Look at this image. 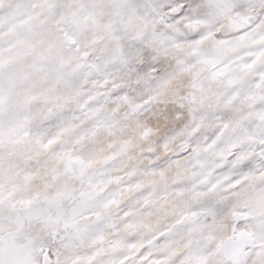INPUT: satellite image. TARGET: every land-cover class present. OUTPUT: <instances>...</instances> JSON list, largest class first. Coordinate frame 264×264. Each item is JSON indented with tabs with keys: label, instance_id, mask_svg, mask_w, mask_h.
<instances>
[{
	"label": "snow or ice",
	"instance_id": "6c2138e0",
	"mask_svg": "<svg viewBox=\"0 0 264 264\" xmlns=\"http://www.w3.org/2000/svg\"><path fill=\"white\" fill-rule=\"evenodd\" d=\"M0 264H264V0H0Z\"/></svg>",
	"mask_w": 264,
	"mask_h": 264
}]
</instances>
